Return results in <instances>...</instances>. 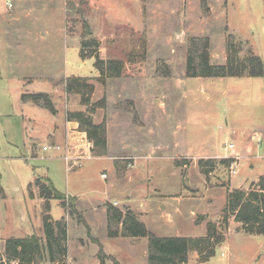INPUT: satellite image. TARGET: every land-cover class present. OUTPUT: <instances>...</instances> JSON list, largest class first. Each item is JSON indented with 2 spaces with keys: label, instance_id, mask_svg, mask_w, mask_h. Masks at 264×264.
<instances>
[{
  "label": "rangeland",
  "instance_id": "obj_1",
  "mask_svg": "<svg viewBox=\"0 0 264 264\" xmlns=\"http://www.w3.org/2000/svg\"><path fill=\"white\" fill-rule=\"evenodd\" d=\"M86 23L100 57L122 62L120 77L101 79L94 59L81 58ZM231 38L239 57L253 51L264 62V0H0V264H9L6 241L31 236L43 240V264H52L47 214L67 222L68 254L57 264H96L98 253L102 264H148V238L109 237L107 204L131 209L157 237H204L215 223L224 246L202 264H264V235H246L225 213L230 190L264 180V78L187 75L205 42L211 64L225 65ZM77 76L94 85L93 93L82 89L89 107L66 93ZM38 93L65 113L105 100L89 114L107 125V156L95 157L85 133L71 145L75 161L66 160L63 142L32 147L35 126L49 127L48 109L28 120L23 95ZM38 179L77 197V211L58 199L47 204ZM196 253L188 264H199Z\"/></svg>",
  "mask_w": 264,
  "mask_h": 264
},
{
  "label": "trees",
  "instance_id": "obj_2",
  "mask_svg": "<svg viewBox=\"0 0 264 264\" xmlns=\"http://www.w3.org/2000/svg\"><path fill=\"white\" fill-rule=\"evenodd\" d=\"M85 25L86 34L82 43L81 58L83 60L94 59V66L101 79L120 77L123 72L122 62L102 59L99 55L100 43L96 38H93L88 23ZM236 44L233 38L229 39L227 63L225 65H214L210 62L209 42H205V51L198 56L199 62L196 64L194 57H191L188 62V77L211 79L229 77L264 78L262 58L253 51H250L244 58L239 57ZM84 79L81 77L69 78L66 81V93L80 94L81 104L89 107L91 98L82 89H88L90 94L93 93L95 88L93 84L84 83ZM23 101L33 102L48 109L53 114L56 113L50 94H25L23 95ZM104 103L105 100L92 105L91 110L89 109L87 112L77 111L67 114L68 121L78 123L80 131L85 133L87 139L93 143L92 150L95 157L107 156V125L105 122L96 124L89 113H94L96 108L102 107ZM223 161L230 166L234 159L226 158ZM48 182L49 180H47V186L41 185L40 179L36 182L47 204L51 199H58L62 202L66 211L69 208L68 205L71 208L75 207L77 198L62 195L52 184L49 187ZM47 204L46 208L48 210ZM107 210L108 235L110 238L149 239L148 264H188L190 254L194 251L198 253L199 261L205 263L215 256L217 248L225 242L226 233L213 222H208L206 226L207 235L204 237H157L148 231L132 210L127 209L125 212L112 204H107ZM75 211H77L76 208L73 209V212ZM228 212L233 215L237 223L242 225L245 234L251 236L264 235V180L260 183L258 189L229 191L225 208V213ZM226 218L225 224L228 223ZM43 221L48 257L52 264H57L60 259H65L68 254V246L66 245L68 240L67 222L65 219L54 221L49 214L44 216ZM218 230L219 232H217ZM5 254L6 261L9 264H43L45 261V246L39 236L14 238L6 241Z\"/></svg>",
  "mask_w": 264,
  "mask_h": 264
},
{
  "label": "crops",
  "instance_id": "obj_3",
  "mask_svg": "<svg viewBox=\"0 0 264 264\" xmlns=\"http://www.w3.org/2000/svg\"><path fill=\"white\" fill-rule=\"evenodd\" d=\"M74 102H73V104L70 107H74V105H75ZM25 104H27V107H30L33 110V112H32L33 116L28 119L29 121H31V125H33V124H35L36 119L39 118V116H40V113H39L40 108L41 109H45V108L41 107L40 105L34 104L33 102H27ZM36 109H39V110H36ZM62 110H61V108H56V113H54V114L49 111V113H50V117L48 118L49 127H46V129H47L46 131H43V130L41 131L39 127L35 126L36 133L34 134V137H32L30 145H32V144L34 145L39 140L47 138V141H49V142L50 141H57V142H60V143L63 142V143H61V145H63L65 147L66 153L68 152L69 154H71V145H73V142H74L77 134H82V135H85V134L80 132L78 123H76L74 121H68V119H67V114L69 112H75V111H69V112L67 111L65 113ZM64 110H68V109L64 108ZM69 110H70V108H69ZM77 110L81 111V109H77ZM42 134H43V136H41ZM33 145H32V147H33ZM30 149H31V147H30ZM231 189H234V188L231 187ZM76 202H78V199H77ZM107 216L108 215H107V211H106V223H107V227H108V217ZM235 225H237V224L235 223L234 226H231L229 228V232H228V236H227L228 238L231 236L233 229L234 228L236 229ZM238 226L241 227L242 225L240 223H238ZM236 234L240 235V234H244V233L241 231V232H238ZM133 239H137V238H133ZM68 244H69V242H68ZM82 245H85V244H82ZM223 246H224V244L222 246H220V247H223ZM226 249L229 251L230 250L229 246L226 247ZM106 253L108 255H110L108 252H106ZM98 255H99V253L97 254V257H98L99 261H97L96 264H102V262H101V260H100ZM194 257H195L194 259L197 260V262L199 264H202L199 261V256H198L197 253L194 254ZM110 258L111 259L112 258L116 259L112 255H110ZM118 263L121 264L120 262H118ZM67 264H73V262L69 261V262H67ZM107 264H108V262H107ZM111 264H113V263L111 262Z\"/></svg>",
  "mask_w": 264,
  "mask_h": 264
},
{
  "label": "built area",
  "instance_id": "obj_4",
  "mask_svg": "<svg viewBox=\"0 0 264 264\" xmlns=\"http://www.w3.org/2000/svg\"><path fill=\"white\" fill-rule=\"evenodd\" d=\"M52 148H53L52 146H46V147L44 148V151H51ZM54 148H56L57 150H60V149H61V147H59V146H58V147H54ZM234 148H235V144H234V143H232V144H226V150H227V151H228V150L232 151V150H234ZM65 154H66V160H67V161H71V159L75 161V159L71 156V154H69L68 152L65 153ZM76 163H78V161H76ZM232 173L237 174V171L234 170L233 167H232ZM103 177L106 178L107 175H103Z\"/></svg>",
  "mask_w": 264,
  "mask_h": 264
}]
</instances>
